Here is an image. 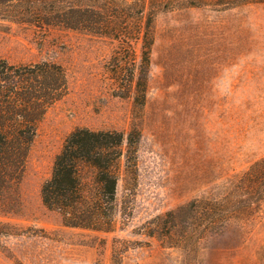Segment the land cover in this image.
Returning <instances> with one entry per match:
<instances>
[{
    "label": "rangeland",
    "instance_id": "obj_1",
    "mask_svg": "<svg viewBox=\"0 0 264 264\" xmlns=\"http://www.w3.org/2000/svg\"><path fill=\"white\" fill-rule=\"evenodd\" d=\"M207 4L157 16L140 112L133 96L112 92L105 66L113 43L0 19V58L57 63L68 80V93L39 124L19 182L0 191V264H114V245L120 264H264V213L180 247L145 235L154 218L264 157V5L221 11ZM133 125L141 138L134 161L121 159L116 230L65 226L44 206L41 187L67 136L81 128L117 131L126 152Z\"/></svg>",
    "mask_w": 264,
    "mask_h": 264
},
{
    "label": "trees",
    "instance_id": "obj_2",
    "mask_svg": "<svg viewBox=\"0 0 264 264\" xmlns=\"http://www.w3.org/2000/svg\"><path fill=\"white\" fill-rule=\"evenodd\" d=\"M207 1L221 11L264 5V0H0V19L84 31L113 43L105 66L112 92L121 98L133 96L134 112H140L147 96L157 16L173 9L203 8ZM67 93V74L60 64L15 65L0 58V191L19 182L39 124ZM140 138V130L133 125L125 152L120 132L88 128L71 132L41 187L44 206L58 212L67 227L113 233L120 214L121 159L134 161ZM261 213L264 157L208 195L154 218L145 235L180 247L222 232L232 223L252 222ZM122 254L114 245V264L121 263Z\"/></svg>",
    "mask_w": 264,
    "mask_h": 264
}]
</instances>
